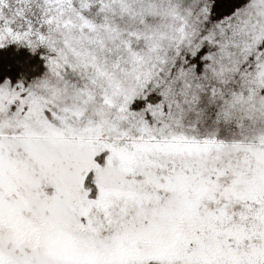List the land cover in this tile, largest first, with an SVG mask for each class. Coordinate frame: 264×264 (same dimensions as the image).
Listing matches in <instances>:
<instances>
[{
    "label": "snow or ice",
    "instance_id": "snow-or-ice-1",
    "mask_svg": "<svg viewBox=\"0 0 264 264\" xmlns=\"http://www.w3.org/2000/svg\"><path fill=\"white\" fill-rule=\"evenodd\" d=\"M0 264H264V0H0Z\"/></svg>",
    "mask_w": 264,
    "mask_h": 264
},
{
    "label": "trees",
    "instance_id": "trees-1",
    "mask_svg": "<svg viewBox=\"0 0 264 264\" xmlns=\"http://www.w3.org/2000/svg\"><path fill=\"white\" fill-rule=\"evenodd\" d=\"M221 11H227V9H221Z\"/></svg>",
    "mask_w": 264,
    "mask_h": 264
}]
</instances>
